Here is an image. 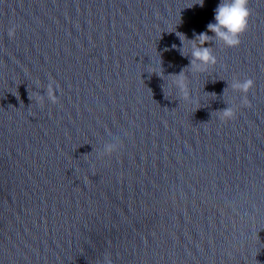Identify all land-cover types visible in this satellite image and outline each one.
Masks as SVG:
<instances>
[{
  "label": "clouds",
  "instance_id": "obj_1",
  "mask_svg": "<svg viewBox=\"0 0 264 264\" xmlns=\"http://www.w3.org/2000/svg\"><path fill=\"white\" fill-rule=\"evenodd\" d=\"M204 0H200V5L203 6ZM249 0H220L214 10V22H210L207 25V31L200 34L194 33V39L188 40L183 34L177 32L176 35L182 42L183 47L180 49L182 56L185 55L184 40L190 42L191 51L189 66L192 71L204 72L209 66H214L217 63V58L213 53L211 47H206V43H211L213 41L222 43L225 47L234 48L238 47L241 43L240 37L247 30L248 22L250 17V9L248 7ZM16 28L15 26L9 28L8 36L9 38L14 37ZM208 32L213 35H208ZM173 48L176 45L172 46ZM176 79L173 81L174 86L179 91L180 98L186 102H192L189 86L186 83V77L184 72L181 71L179 74L175 75ZM55 81H51L46 88L47 99L52 103L56 104L58 98L55 94L54 88ZM231 89L233 91L239 92L242 95L241 106L250 107V102L248 100V93L254 87V81L251 78L244 80L233 79L231 83ZM44 97L39 96V103H43ZM237 109L234 107H227L221 110L222 120H232L236 118ZM117 150L115 144L106 145V151L111 154ZM97 264H112V260L108 255H105L102 261H98Z\"/></svg>",
  "mask_w": 264,
  "mask_h": 264
}]
</instances>
